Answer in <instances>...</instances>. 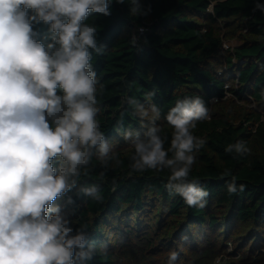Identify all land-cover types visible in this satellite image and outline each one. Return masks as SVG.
Here are the masks:
<instances>
[{
  "label": "trees",
  "instance_id": "16d2710c",
  "mask_svg": "<svg viewBox=\"0 0 264 264\" xmlns=\"http://www.w3.org/2000/svg\"><path fill=\"white\" fill-rule=\"evenodd\" d=\"M257 2L264 0H140L147 13L140 16L130 14L127 0L123 5L113 0L110 16L93 14L85 21L97 26L98 43L106 46L91 61L98 81L96 119L108 144L118 147L110 149L107 166L93 149L76 187L61 197L62 212L74 228L86 227V250L95 253L79 264H214L221 230L239 232L241 261L264 264V120L259 113L237 117L225 108L229 95L239 103L250 98L264 110V14L254 10ZM234 28L243 33L241 42L223 49ZM35 30L41 40L48 34L43 23ZM195 96L204 100L210 117L191 129L206 141L194 153L188 177L209 193L203 209L167 190L168 169L133 171L134 149L121 148L137 134L145 139L153 126L151 112L142 118L130 100L161 110L156 125L168 137V148L173 128L163 117L177 100ZM237 142L249 152L225 150ZM233 178L245 185L243 192L227 191ZM92 185L102 201L79 192ZM172 252L178 253L174 261Z\"/></svg>",
  "mask_w": 264,
  "mask_h": 264
},
{
  "label": "clouds",
  "instance_id": "9594fccd",
  "mask_svg": "<svg viewBox=\"0 0 264 264\" xmlns=\"http://www.w3.org/2000/svg\"><path fill=\"white\" fill-rule=\"evenodd\" d=\"M127 2L130 14L147 15L140 0ZM112 3L0 0V264H79L95 255L86 250V227L74 228L54 202L76 187L93 149L103 165L111 159L96 119L98 81L91 65L93 52L102 55L106 46L98 43L97 26L85 21L93 14L110 16ZM254 10L264 14V3L257 2ZM40 23L48 26L44 40L35 30ZM137 31L145 28L138 26ZM129 103L136 104L142 118L151 112L153 125L145 139L137 134L132 140L131 169H168L167 190L187 206L203 209L209 193L188 177L194 153L206 142L191 131L197 121L210 118L204 100L185 97L169 109L163 117L173 128L168 148V137L162 138L156 125L161 110L155 105L145 109L134 100ZM130 137L126 132L124 139ZM233 149L241 155L249 152L243 142L225 150ZM57 158L59 168L53 166ZM244 189L235 178L227 185L230 194ZM79 192L103 200L96 185ZM67 202L74 203L71 197ZM177 258L176 252L169 256L173 261Z\"/></svg>",
  "mask_w": 264,
  "mask_h": 264
},
{
  "label": "rangeland",
  "instance_id": "374dc122",
  "mask_svg": "<svg viewBox=\"0 0 264 264\" xmlns=\"http://www.w3.org/2000/svg\"><path fill=\"white\" fill-rule=\"evenodd\" d=\"M241 35H243V33L241 31H238L236 28H234L231 32L228 33L227 35L228 38L227 40H225L224 43L225 46H228L230 49L234 48L236 45H238L241 42ZM228 98H230L229 99L230 101H227L225 103V108L231 109L232 114L236 113L238 114L237 117H240L244 113L254 112V113H259L261 115V119L264 120V110H260L257 107L256 103L250 100V98L247 101H243L240 103L238 102V100L232 98L229 95ZM130 146H131V142H126L121 146V148L128 149ZM109 147L110 149H114L118 146L114 144V145H109ZM54 203L62 207L64 202L61 199V197H59ZM238 235L239 232H233L232 234L230 233L225 235V232L223 230H221L219 234L216 233L217 239H219L218 240L219 255L215 259L214 264H251L252 263V259L247 261H241L240 248H238L239 245L241 244V241H237ZM206 237L209 240H213V238L211 237V233L208 230L206 231ZM219 244H221V247H219ZM254 256L256 255L254 254Z\"/></svg>",
  "mask_w": 264,
  "mask_h": 264
},
{
  "label": "built area",
  "instance_id": "2783aa9c",
  "mask_svg": "<svg viewBox=\"0 0 264 264\" xmlns=\"http://www.w3.org/2000/svg\"><path fill=\"white\" fill-rule=\"evenodd\" d=\"M223 49H227V46L224 45V46H223Z\"/></svg>",
  "mask_w": 264,
  "mask_h": 264
}]
</instances>
